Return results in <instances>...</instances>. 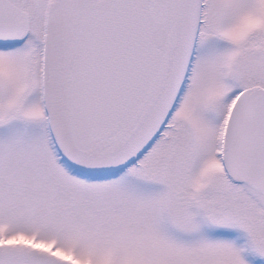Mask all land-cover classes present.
<instances>
[{
  "label": "snow or ice",
  "instance_id": "obj_1",
  "mask_svg": "<svg viewBox=\"0 0 264 264\" xmlns=\"http://www.w3.org/2000/svg\"><path fill=\"white\" fill-rule=\"evenodd\" d=\"M0 264H264V0H0Z\"/></svg>",
  "mask_w": 264,
  "mask_h": 264
}]
</instances>
